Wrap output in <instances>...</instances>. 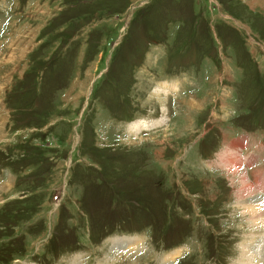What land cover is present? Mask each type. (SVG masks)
Masks as SVG:
<instances>
[{
    "label": "rangeland",
    "instance_id": "374dc122",
    "mask_svg": "<svg viewBox=\"0 0 264 264\" xmlns=\"http://www.w3.org/2000/svg\"><path fill=\"white\" fill-rule=\"evenodd\" d=\"M254 196L264 0H0V264H264Z\"/></svg>",
    "mask_w": 264,
    "mask_h": 264
},
{
    "label": "bare ground",
    "instance_id": "6f19581e",
    "mask_svg": "<svg viewBox=\"0 0 264 264\" xmlns=\"http://www.w3.org/2000/svg\"><path fill=\"white\" fill-rule=\"evenodd\" d=\"M166 88V87H165ZM236 147H237V145H235ZM232 148H233V144H232V146H231ZM238 163H235L234 165H235V167L236 168H238V167H240L239 165H237ZM245 185H246V183H245ZM248 186V185H247ZM251 188H252V186H250ZM249 187V188H250ZM250 195V194H249ZM255 197L256 196H254L253 198L252 197H250L251 198V202H252V204H251V206H248V208H247V210L249 211V212H251L252 214H255L254 215V217L255 218H257V217H259L260 219L259 220H262V222H264V211L263 210H261V208L263 207L262 205H264V203H263V200H256V202L254 201L255 200ZM259 198V197H258ZM246 200V199H245ZM254 218V219H255ZM248 245V243H247V241L245 242V244L243 245L244 246V251H243V253H242V264H251V262H248V261H246V256H247V258H250V260L252 259V257L256 254H254V252H251L250 251V247H249V245ZM137 247V246H136ZM252 249V248H251ZM245 258V259H244Z\"/></svg>",
    "mask_w": 264,
    "mask_h": 264
}]
</instances>
